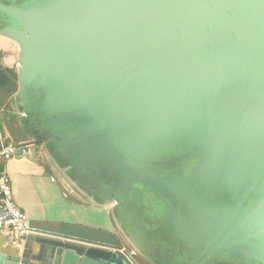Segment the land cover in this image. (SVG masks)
Returning <instances> with one entry per match:
<instances>
[{
	"label": "water",
	"instance_id": "95a60500",
	"mask_svg": "<svg viewBox=\"0 0 264 264\" xmlns=\"http://www.w3.org/2000/svg\"><path fill=\"white\" fill-rule=\"evenodd\" d=\"M28 142L114 232L38 231L140 264H264V0H0ZM0 264H129L28 236Z\"/></svg>",
	"mask_w": 264,
	"mask_h": 264
},
{
	"label": "crops",
	"instance_id": "0c3cea01",
	"mask_svg": "<svg viewBox=\"0 0 264 264\" xmlns=\"http://www.w3.org/2000/svg\"><path fill=\"white\" fill-rule=\"evenodd\" d=\"M18 47L0 38V64L14 74L18 63ZM10 95L0 94V148L28 142L26 132L18 123ZM13 187V201L32 225H74L114 232L110 208L93 204L81 197L36 150L30 156H15L0 162ZM20 242V246L18 245ZM38 248L33 242L16 239L13 230H0V253L14 257H35Z\"/></svg>",
	"mask_w": 264,
	"mask_h": 264
},
{
	"label": "built area",
	"instance_id": "2783aa9c",
	"mask_svg": "<svg viewBox=\"0 0 264 264\" xmlns=\"http://www.w3.org/2000/svg\"><path fill=\"white\" fill-rule=\"evenodd\" d=\"M17 151V147L13 144H8L0 148V162H6L12 159ZM9 228L14 231L17 240H22L28 236L36 238H44L50 240L61 241L68 244L84 246L86 248H95L99 250H107L121 255L129 264H140L132 251L125 246L115 249L99 244H93L77 239H69L59 237L46 232L38 231L28 221L25 214L15 205L13 201V187L8 180L6 173L0 172V230ZM20 246V242L18 241Z\"/></svg>",
	"mask_w": 264,
	"mask_h": 264
}]
</instances>
